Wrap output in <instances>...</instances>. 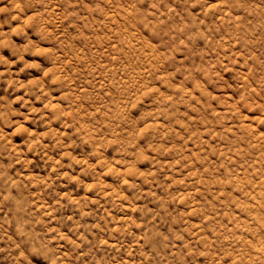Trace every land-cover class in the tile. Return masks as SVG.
<instances>
[{"label":"rangeland","instance_id":"obj_1","mask_svg":"<svg viewBox=\"0 0 264 264\" xmlns=\"http://www.w3.org/2000/svg\"><path fill=\"white\" fill-rule=\"evenodd\" d=\"M0 264H264V0H0Z\"/></svg>","mask_w":264,"mask_h":264}]
</instances>
